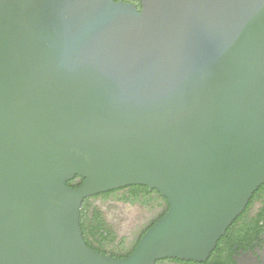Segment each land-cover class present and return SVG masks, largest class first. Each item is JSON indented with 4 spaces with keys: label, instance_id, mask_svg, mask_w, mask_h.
Instances as JSON below:
<instances>
[{
    "label": "water",
    "instance_id": "obj_1",
    "mask_svg": "<svg viewBox=\"0 0 264 264\" xmlns=\"http://www.w3.org/2000/svg\"><path fill=\"white\" fill-rule=\"evenodd\" d=\"M133 1L0 0V264L203 263L264 185V0ZM129 186L169 212L93 250Z\"/></svg>",
    "mask_w": 264,
    "mask_h": 264
},
{
    "label": "flooded vegetation",
    "instance_id": "obj_2",
    "mask_svg": "<svg viewBox=\"0 0 264 264\" xmlns=\"http://www.w3.org/2000/svg\"><path fill=\"white\" fill-rule=\"evenodd\" d=\"M116 1L135 4L140 11L142 10L141 3L137 1ZM86 204L89 206L90 217L93 218L96 211H101L106 222L103 230L111 231L117 236L109 250L117 255H125L131 251L142 232L160 212L161 205L165 209L169 206L167 199L158 191L144 186H129L102 193L86 199L83 208ZM140 211L145 213L141 215ZM117 222L121 223L118 225ZM113 225L123 228L118 230ZM88 240L95 248H99L102 244L101 235L95 240L90 235ZM159 264H264V185L254 194L247 209L228 229L227 234L219 241L216 250L206 262L197 263L169 258Z\"/></svg>",
    "mask_w": 264,
    "mask_h": 264
},
{
    "label": "trees",
    "instance_id": "obj_3",
    "mask_svg": "<svg viewBox=\"0 0 264 264\" xmlns=\"http://www.w3.org/2000/svg\"><path fill=\"white\" fill-rule=\"evenodd\" d=\"M81 180V182H79ZM84 180L80 177H77L73 181L69 182L68 185L74 188H78L83 184ZM139 194V193H137ZM160 212L156 214L154 217L152 223L142 232L140 238L136 242L135 246L131 251H129L125 255H117L109 252L110 247L113 246V244L116 241L117 236L113 234L111 231L108 232L107 230H103L106 226L105 219L103 217V214L101 211H96L95 215L93 218L90 217V212H89V206L86 204L85 207L82 209V218H81V226L84 231V237L88 245L95 251L106 254V255H113L117 258H126L129 257L134 253L136 248L139 245L140 240L142 237L147 233V231L152 228L160 219H162L167 213L169 212V206L165 209L163 205H161ZM108 233V235H107ZM92 235L93 239L95 240L97 236L101 235V240L102 244L99 246V248L92 247V245L89 243V236ZM95 242V241H94ZM120 253V252H118ZM161 261H159L157 264H159Z\"/></svg>",
    "mask_w": 264,
    "mask_h": 264
},
{
    "label": "rangeland",
    "instance_id": "obj_4",
    "mask_svg": "<svg viewBox=\"0 0 264 264\" xmlns=\"http://www.w3.org/2000/svg\"><path fill=\"white\" fill-rule=\"evenodd\" d=\"M145 212H141L140 211V213L139 214H141V215H143ZM136 217H138V216H136ZM138 220H139V218H138ZM121 222H117V224L119 225ZM118 225H113V226H115V228H117L118 230H121L123 227H120V226H118ZM127 233V232H126Z\"/></svg>",
    "mask_w": 264,
    "mask_h": 264
}]
</instances>
